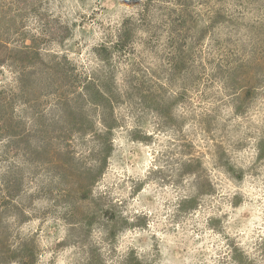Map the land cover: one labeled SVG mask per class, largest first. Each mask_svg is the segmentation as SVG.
<instances>
[{"label": "rangeland", "instance_id": "374dc122", "mask_svg": "<svg viewBox=\"0 0 264 264\" xmlns=\"http://www.w3.org/2000/svg\"><path fill=\"white\" fill-rule=\"evenodd\" d=\"M0 264H264V0H0Z\"/></svg>", "mask_w": 264, "mask_h": 264}, {"label": "trees", "instance_id": "16d2710c", "mask_svg": "<svg viewBox=\"0 0 264 264\" xmlns=\"http://www.w3.org/2000/svg\"><path fill=\"white\" fill-rule=\"evenodd\" d=\"M182 22V21H181ZM103 48H101L102 49V51H104V53H106V51H107V45H103L102 46ZM75 79H77V77H76V75H75ZM84 83H85V88L87 89V90H89V88H92L94 85H93V83H92V79L90 78V77H86L85 79H84ZM100 93L98 90L96 91V93Z\"/></svg>", "mask_w": 264, "mask_h": 264}]
</instances>
